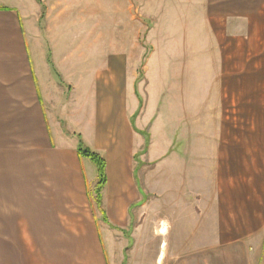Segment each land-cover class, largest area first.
Segmentation results:
<instances>
[{"label": "crops", "instance_id": "0c3cea01", "mask_svg": "<svg viewBox=\"0 0 264 264\" xmlns=\"http://www.w3.org/2000/svg\"><path fill=\"white\" fill-rule=\"evenodd\" d=\"M161 1L191 9L197 41L217 40L214 26L264 18V0ZM114 2L115 12L126 15L106 35L99 18L104 0H0V264L107 263L88 198L86 170L93 180L96 168L78 156L80 141L106 163L101 203L108 227H129L142 200L135 159L142 135L131 127L135 109L127 94L136 107L134 74L144 46L135 42L150 38L153 28L135 26L131 4ZM147 5L140 3L146 11ZM201 120L212 148L207 155L198 139L195 157L208 161L210 178L195 193L193 210L199 215L208 201L207 216L241 241L255 240L256 264H264V161L255 154L264 150L255 147L264 129L236 137L235 123L214 112L197 115L193 140ZM182 255L176 264H185ZM164 256L161 246L160 263ZM196 258L187 264H199Z\"/></svg>", "mask_w": 264, "mask_h": 264}, {"label": "rangeland", "instance_id": "374dc122", "mask_svg": "<svg viewBox=\"0 0 264 264\" xmlns=\"http://www.w3.org/2000/svg\"><path fill=\"white\" fill-rule=\"evenodd\" d=\"M114 1L104 0L99 17L106 35L113 21L126 15L115 12ZM122 1L131 4L135 26L153 29L150 38L142 36L135 42L144 46L134 74L136 107L127 94L128 108L135 109L131 127L142 135L135 154L142 200L133 209L129 227H108L105 215L94 204L97 195L101 197L97 169L93 180L86 170L89 203L102 232L106 264H176L175 257L182 252L185 264L194 254L199 264H256L261 248L255 240L241 241V234L225 231L222 223L207 216L208 201H203L207 208L201 207L199 215L193 210L195 193L206 190L210 178L208 161L195 157L198 139L207 155L212 148L207 121H200L199 138L196 135L194 140L193 127L197 115L202 119L218 112L235 123L231 128L236 137L241 131L244 137L246 129H264V18L253 15L248 25L214 26L217 40L203 41L201 36L197 41L192 40L190 8L146 0V11L140 7L145 0ZM109 40L105 37V45ZM255 147L264 149V137ZM255 154L264 161V150ZM199 160V166L194 164ZM161 246L162 263L158 261Z\"/></svg>", "mask_w": 264, "mask_h": 264}, {"label": "trees", "instance_id": "16d2710c", "mask_svg": "<svg viewBox=\"0 0 264 264\" xmlns=\"http://www.w3.org/2000/svg\"><path fill=\"white\" fill-rule=\"evenodd\" d=\"M77 154L79 157L89 159L96 166L97 173L99 176L98 188L101 190L106 183V163H105L104 158H102L98 154L92 152L88 148L84 147V145L82 144L81 141L79 142L78 147H77ZM89 201H90V199H89ZM94 202H95L94 203L95 206L99 209V211H101V214L104 216V213L101 210V205H102L101 204V197L99 195H97ZM105 220H106V217H105Z\"/></svg>", "mask_w": 264, "mask_h": 264}]
</instances>
